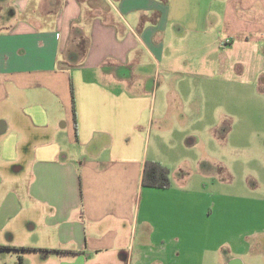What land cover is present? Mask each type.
<instances>
[{
	"label": "crops",
	"instance_id": "obj_1",
	"mask_svg": "<svg viewBox=\"0 0 264 264\" xmlns=\"http://www.w3.org/2000/svg\"><path fill=\"white\" fill-rule=\"evenodd\" d=\"M4 1L0 246L48 252L0 264H264V196L207 193L199 151L237 136L238 88L264 106V0Z\"/></svg>",
	"mask_w": 264,
	"mask_h": 264
},
{
	"label": "rangeland",
	"instance_id": "obj_2",
	"mask_svg": "<svg viewBox=\"0 0 264 264\" xmlns=\"http://www.w3.org/2000/svg\"><path fill=\"white\" fill-rule=\"evenodd\" d=\"M201 4H208L210 0H191ZM6 1L0 0V8H4ZM257 89H242L237 91V136H230L229 138H220L219 152L210 151L208 142L206 140L205 149L199 147V151L204 153L205 159L208 161L216 160L218 170L216 167L210 168L212 172L213 181L205 182L207 193L220 190L225 194L232 196H246V192L254 193L253 196H264V166L261 163L262 155L264 157V143L261 146L260 139L253 137L252 141L246 144L250 149L239 148L241 137L239 132L242 129L252 130L254 133L259 131L264 132V106L262 104L263 94ZM251 99V102H249ZM246 103V104H245ZM251 117H244V116ZM222 130V129H221ZM248 135V134H247ZM235 143V146H234ZM262 152V153H259ZM264 161V160H263ZM209 168L204 172H208ZM24 176V171L21 174ZM8 254V253H5ZM9 256V255H7ZM12 256V255H10Z\"/></svg>",
	"mask_w": 264,
	"mask_h": 264
},
{
	"label": "trees",
	"instance_id": "obj_3",
	"mask_svg": "<svg viewBox=\"0 0 264 264\" xmlns=\"http://www.w3.org/2000/svg\"><path fill=\"white\" fill-rule=\"evenodd\" d=\"M73 100V99H72ZM72 116L75 120V111L72 108ZM169 171L160 166L157 163L147 162L143 170L142 184L144 186L155 187V188H168L169 187ZM4 252H40L46 253L48 251L37 250V249H24V248H13V247H2L0 246V253ZM56 253H60L56 251Z\"/></svg>",
	"mask_w": 264,
	"mask_h": 264
}]
</instances>
